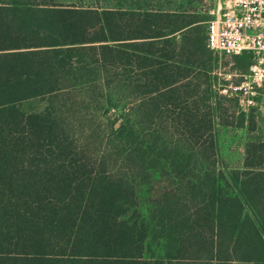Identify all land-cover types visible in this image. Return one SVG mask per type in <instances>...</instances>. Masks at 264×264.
Returning <instances> with one entry per match:
<instances>
[{"label": "trees", "instance_id": "16d2710c", "mask_svg": "<svg viewBox=\"0 0 264 264\" xmlns=\"http://www.w3.org/2000/svg\"><path fill=\"white\" fill-rule=\"evenodd\" d=\"M149 1L0 0V264H264V118L202 0Z\"/></svg>", "mask_w": 264, "mask_h": 264}, {"label": "built area", "instance_id": "2783aa9c", "mask_svg": "<svg viewBox=\"0 0 264 264\" xmlns=\"http://www.w3.org/2000/svg\"><path fill=\"white\" fill-rule=\"evenodd\" d=\"M209 13L212 16L205 30L209 49L220 56L253 55L245 73L217 70L216 90L234 97L244 111L259 106V97L264 94V0L218 1Z\"/></svg>", "mask_w": 264, "mask_h": 264}, {"label": "rangeland", "instance_id": "374dc122", "mask_svg": "<svg viewBox=\"0 0 264 264\" xmlns=\"http://www.w3.org/2000/svg\"><path fill=\"white\" fill-rule=\"evenodd\" d=\"M46 1H54L56 3L66 4V3H77L79 0H46ZM109 1H112L114 5H121L123 3H127L128 5L136 6V5L140 4V0H109ZM208 1H210V2H208ZM78 3L83 4V5L93 4V0H80ZM208 3L209 4L212 3V0H203L202 10H204V11L209 10V8H208L209 4ZM229 57L230 56H228V55H221V59L223 58L224 61L229 60ZM224 61H222L221 67L218 70H220L221 72H225V73H228V72L239 73L237 70L231 69V65H232L231 62L228 63V62H224ZM224 63H228V64L225 65ZM234 78H236V77H234ZM221 81L222 80L220 79L219 82L221 83ZM214 88H215V85H214ZM263 97H264V94L259 97L260 106H257V107H258V112L264 118V98ZM222 138L224 139V142H225L224 148H223L224 160L230 166L238 165L240 158H241L240 156L242 153L243 134L240 132L238 134V137L235 138L234 140H232L231 132L226 131L222 134Z\"/></svg>", "mask_w": 264, "mask_h": 264}, {"label": "crops", "instance_id": "0c3cea01", "mask_svg": "<svg viewBox=\"0 0 264 264\" xmlns=\"http://www.w3.org/2000/svg\"><path fill=\"white\" fill-rule=\"evenodd\" d=\"M218 1H224V0H212V3H210V4L208 3V4H209V5H208L209 10L214 9V8L216 7V4H217ZM142 2L145 3V4L148 6L150 1H149V0H145V1H144V0H140V4H141ZM202 2H203V0H202ZM208 2H210V1H208ZM140 4H139V5H140ZM136 6H138V5H136ZM202 8H203V4L200 5V8L197 7L196 9H197V10H198V9L202 10ZM209 10H208V13H209ZM209 14H210V13H209ZM210 16H212V15L210 14ZM204 33H205V32H204ZM220 67H221V64H218V66L214 67V69L212 70V74L215 75L216 79H217V74H216V72H217L218 69H220ZM214 85H215V83H214ZM263 98H264V97H263ZM258 105L260 106V103H259V102H258Z\"/></svg>", "mask_w": 264, "mask_h": 264}]
</instances>
